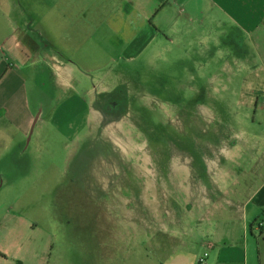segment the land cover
Listing matches in <instances>:
<instances>
[{
    "label": "rangeland",
    "instance_id": "obj_1",
    "mask_svg": "<svg viewBox=\"0 0 264 264\" xmlns=\"http://www.w3.org/2000/svg\"><path fill=\"white\" fill-rule=\"evenodd\" d=\"M182 1L158 2L156 21L150 22L159 21L162 29L152 39L135 31L152 10L142 0L130 17L123 4L118 21H111L116 27L104 37L73 46L63 38L55 47L48 39L36 40L40 52L52 54L55 48L59 62L56 69L42 62L20 71L32 115L26 133L0 112V264L160 260L153 246L133 241L138 223H108V216L166 209L172 205L168 195L179 197L186 179L203 181L208 163L221 160L218 145L230 143L240 91L257 89L240 86L245 70L217 72L215 40L223 50L231 47V39L218 36L210 21L221 17L218 0ZM201 30L206 54L195 39ZM218 73L224 80H217ZM258 119L251 115L249 122ZM106 207L126 214H106ZM260 222L261 232L248 231L233 244L209 240L214 249L198 230H190L195 238L182 231L169 247V261L196 264L206 253L205 262H212L223 248V261L264 264Z\"/></svg>",
    "mask_w": 264,
    "mask_h": 264
},
{
    "label": "crops",
    "instance_id": "obj_2",
    "mask_svg": "<svg viewBox=\"0 0 264 264\" xmlns=\"http://www.w3.org/2000/svg\"><path fill=\"white\" fill-rule=\"evenodd\" d=\"M136 1L142 0H0V53L3 54L0 58V112L16 130L26 133L32 122L27 81L20 71L42 62L56 69L59 62L55 48L52 54L40 52L36 40L48 39L50 42L46 43L55 47L63 38L73 46L81 39L104 37L110 27H116L111 21H118L119 14L123 13L122 5L126 6L124 15L130 17ZM145 1L152 5V10L140 19L135 31L147 32L152 39L159 37L162 29L157 26L159 21L157 25L152 24L157 18L153 9L158 8L160 0ZM172 1L178 4L180 0ZM187 1L191 0H183L182 4ZM216 7L221 17L210 18V21L219 29L218 36L231 39V47L224 50L215 40L214 52L219 55L217 72L224 68L245 70L247 74L242 77L240 86L257 89L252 88L247 95L240 91L236 98L238 110L232 118L237 120L230 127V143L227 145L223 142L228 141L222 140L218 145L221 160L208 163L203 171L205 182L195 177L186 179L179 197L175 193L168 195L172 205L166 209L155 206L144 211L138 208L122 219L108 216V223L120 224L122 220L138 223L133 241L140 246H153L161 254L156 264H171L169 247L182 231L195 238L190 230H198V236L205 239V246L214 249L209 240L222 242V246L233 244L244 239L248 231H257V223L264 221V0H218ZM180 13L184 14L185 10ZM173 17L174 23L177 19L174 13ZM223 17L228 19L227 24L219 19ZM200 33L202 35L195 38L199 41L198 51L206 54L208 42L202 40L205 39L202 30ZM175 39L173 35L168 43H174ZM130 46L126 48H133ZM204 59L207 61V57ZM218 75L221 77L217 80H224L223 73ZM251 115L258 116V121L249 122ZM115 209L106 207L105 213L126 214L125 209ZM209 230L212 232L207 234ZM223 251L226 250L217 249L215 259L204 264H241L221 260ZM202 257L195 260L196 264Z\"/></svg>",
    "mask_w": 264,
    "mask_h": 264
},
{
    "label": "built area",
    "instance_id": "obj_3",
    "mask_svg": "<svg viewBox=\"0 0 264 264\" xmlns=\"http://www.w3.org/2000/svg\"><path fill=\"white\" fill-rule=\"evenodd\" d=\"M3 57V54L0 53V58ZM256 227L258 229H261L263 227V223L262 222H258ZM207 254H204L203 257L199 260V264H204L205 258H206Z\"/></svg>",
    "mask_w": 264,
    "mask_h": 264
},
{
    "label": "trees",
    "instance_id": "obj_4",
    "mask_svg": "<svg viewBox=\"0 0 264 264\" xmlns=\"http://www.w3.org/2000/svg\"><path fill=\"white\" fill-rule=\"evenodd\" d=\"M259 230H261V229H259Z\"/></svg>",
    "mask_w": 264,
    "mask_h": 264
}]
</instances>
